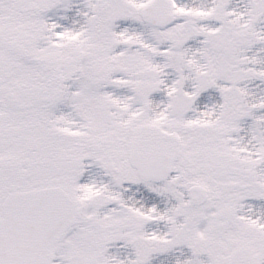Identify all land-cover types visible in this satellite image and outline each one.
<instances>
[{"label":"snow or ice","instance_id":"obj_1","mask_svg":"<svg viewBox=\"0 0 264 264\" xmlns=\"http://www.w3.org/2000/svg\"><path fill=\"white\" fill-rule=\"evenodd\" d=\"M0 264H264V0H0Z\"/></svg>","mask_w":264,"mask_h":264}]
</instances>
